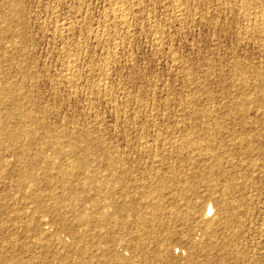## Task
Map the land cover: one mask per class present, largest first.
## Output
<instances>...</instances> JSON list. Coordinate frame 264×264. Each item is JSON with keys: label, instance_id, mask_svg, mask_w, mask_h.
<instances>
[{"label": "rangeland", "instance_id": "rangeland-1", "mask_svg": "<svg viewBox=\"0 0 264 264\" xmlns=\"http://www.w3.org/2000/svg\"><path fill=\"white\" fill-rule=\"evenodd\" d=\"M263 7L264 0H0V264H89L91 260V264H106L105 261L112 264L113 260V263L119 264L114 256L108 255L105 249L103 251L104 243L93 252L92 248L88 249L91 245L76 243L79 240L73 237V231H81L80 236H86V233L98 236L104 231L87 226L86 219L80 223L73 220L75 213H86L93 222L100 219L91 201L83 203L65 197L68 187L77 185L73 183L82 181L81 190L87 191L97 173L102 182L111 174L112 168L120 167L132 172L137 169L135 172L139 178L149 180L153 194L147 196L145 203L142 201L140 209L145 213L150 211V219L154 220L159 215L158 209L163 208L164 214L161 215L166 217L172 228H193L188 236L183 234L186 230L181 229L183 237L193 241H189L190 244L185 239L174 242L172 257L160 258L153 253L145 256L140 248H137L139 252L135 248V253L134 248L130 251L127 247H119L124 255L121 258H129V261L125 260L127 263H122L155 264L158 261L156 264H174L178 260L175 264H187L192 260L193 264H264ZM112 14H115L114 17ZM262 79V82L258 81ZM6 81H11L12 89L17 87L18 90H12ZM241 114L244 115L238 116ZM242 117H246L243 118L246 121ZM11 132L18 134L16 141L7 136L6 133ZM41 155L45 156L44 159ZM81 157H85L84 160L82 158L84 166L78 167ZM31 159L36 161V166L31 167ZM40 160L41 163L47 160L44 161L45 166L39 164ZM60 164H66L65 169L76 168V175L66 179L69 185L66 181L64 185L58 181ZM33 172L37 175L35 180L31 176ZM46 175L49 179L44 181ZM86 178L89 179L87 182ZM28 179L30 182H27ZM159 179L167 180L170 189L156 190ZM169 180H172L171 183ZM210 182L214 186L210 187ZM91 186L88 187L89 193H84L87 197H98L100 193L94 194V184ZM182 187H187V199H183L179 194L181 191L177 190ZM191 192L199 197L192 196ZM57 193L65 196L64 199H56L59 198ZM190 197L198 210L197 222L187 217ZM40 202L43 207L38 204ZM209 207H212L210 212ZM59 215L65 217L64 225L60 223L62 226L57 222ZM177 216L180 218L176 219ZM32 218H37L40 223L36 229L28 226ZM132 219L128 217V228L124 233L129 230L130 234L134 233L131 237L140 238V241L149 240L148 234L136 230ZM190 224H196V229ZM210 229L212 232H209ZM42 230H51L54 238L41 235ZM47 233L50 234L49 231ZM195 238L198 239L196 243ZM81 245L87 250L84 251ZM191 245L194 250L198 249L193 252L194 255ZM143 246L148 247H144L146 251L153 250L150 244ZM100 251L104 253L102 260ZM96 252L97 256L100 253V259L91 256L90 253ZM152 256L157 259L153 260ZM89 257L91 259L87 263Z\"/></svg>", "mask_w": 264, "mask_h": 264}, {"label": "bare ground", "instance_id": "bare-ground-1", "mask_svg": "<svg viewBox=\"0 0 264 264\" xmlns=\"http://www.w3.org/2000/svg\"><path fill=\"white\" fill-rule=\"evenodd\" d=\"M125 1V0H124ZM242 1V0H241ZM247 1H249V0H247ZM261 1V0H260ZM128 2V1H127ZM226 2V1H225ZM224 2V3H225ZM237 2V1H236ZM231 2H229V4H230ZM243 3V2H242ZM241 3V4H242ZM249 3V2H248ZM256 3V2H255ZM263 3V2H262ZM116 4V3H115ZM123 4V3H122ZM181 4V3H180ZM227 4V3H226ZM228 4V5H229ZM240 4V5H241ZM120 5H121V3H120ZM127 5V4H126ZM125 5V6H126ZM258 5H260V3L258 4ZM122 6V5H121ZM178 6V5H177ZM233 6V5H232ZM244 6V5H243ZM263 6V5H262ZM123 7V6H122ZM260 7V6H259ZM258 8V7H257ZM264 8V7H263ZM114 9V8H113ZM115 9H116V7H115ZM127 9H129L128 7H127ZM247 9V8H246ZM118 10V9H117ZM120 10V9H119ZM179 10H182V9H179ZM252 10H253V8H252ZM6 11V10H5ZM110 11V10H109ZM129 11V10H128ZM185 11V10H184ZM259 11H261V10H259ZM116 12V11H115ZM122 12V11H121ZM249 12H252V11H250L249 10ZM262 12V11H261ZM264 12V11H263ZM111 13H112V11H111ZM123 13H124V11H123ZM129 13V12H128ZM183 13V12H182ZM185 13V12H184ZM248 13V12H247ZM255 13V12H254ZM256 13H258V11L256 12ZM125 14V13H124ZM5 15L6 14H4V17H5ZM8 15H10V14H8ZM7 15V16H8ZM111 15V14H110ZM113 15H115V14H112V16ZM126 15V14H125ZM247 15H249V14H247ZM254 15V14H253ZM257 15V14H256ZM260 15V14H259ZM261 15H262V13H261ZM109 16V15H108ZM117 16V15H116ZM120 16V15H119ZM123 14L121 15V17L123 18ZM127 16V15H126ZM178 16V15H177ZM11 17V16H10ZM106 17V16H105ZM114 17V16H113ZM129 17V16H128ZM264 17V16H263ZM120 18V17H119ZM126 18V17H125ZM180 18V17H179ZM182 18V17H181ZM106 19V18H105ZM104 19V20H105ZM114 19V18H113ZM112 19V20H113ZM116 19V18H115ZM128 19V18H127ZM253 19V18H252ZM256 19V18H255ZM254 19V20H255ZM0 20H1V18H0ZM107 20V19H106ZM121 20V19H120ZM129 20V19H128ZM117 21H118V19H117ZM250 21V20H249ZM252 21V20H251ZM257 21V20H256ZM262 21V20H261ZM0 22H2V20L0 21ZM3 22H5V21H3ZM102 22V21H101ZM125 22V21H124ZM123 22V23H124ZM108 23V22H107ZM118 23H120V22H118ZM123 23H122V25H123ZM263 23V22H262ZM102 24V23H101ZM121 24V23H120ZM125 24V23H124ZM129 24V23H128ZM251 24V23H250ZM8 25H9V23H8ZM104 25V24H103ZM119 25V24H118ZM117 25V26H118ZM107 26H108V24H107ZM125 26H126V24H125ZM124 26V27H125ZM9 27H11V25L9 26ZM8 27V28H9ZM63 27V26H62ZM115 27V26H114ZM256 27V26H255ZM117 28V27H116ZM249 28H250V26H249ZM101 29V28H100ZM108 29H110V28H108ZM112 29V28H111ZM114 29V28H113ZM103 30V29H102ZM106 30V29H105ZM7 31V30H6ZM63 31V30H62ZM95 31V30H94ZM130 31V30H129ZM98 32V31H97ZM109 32V31H108ZM107 32V33H108ZM92 33V32H91ZM112 33V32H111ZM129 33V32H128ZM93 34V33H92ZM94 34H96L95 32H94ZM67 35V34H66ZM103 35H104V33H103ZM62 36V35H61ZM94 36V35H93ZM107 36V35H106ZM109 37V36H108ZM107 37V38H108ZM114 37V36H113ZM116 37V36H115ZM98 38H100V37H98ZM122 38V37H121ZM104 40H105V38H104ZM110 40V39H109ZM99 42V41H98ZM110 42V41H109ZM120 44V43H119ZM118 45V44H117ZM116 45V46H117ZM125 45V44H124ZM77 46V45H76ZM73 51V50H72ZM17 53V52H16ZM15 53V54H16ZM12 54V53H11ZM18 57H19V55H17ZM68 58V57H67ZM20 63V62H19ZM73 67V66H72ZM235 71V70H234ZM21 72V71H20ZM71 72V71H70ZM257 72V71H256ZM263 72V71H262ZM239 73V72H238ZM101 74V73H100ZM106 74V73H105ZM260 74H262V73H260ZM74 75V74H73ZM241 75H243V74H241ZM69 76V75H68ZM258 76V75H257ZM257 76H255L256 78H259V77H257ZM260 76V75H259ZM31 77V76H30ZM26 78V77H25ZM240 78V77H239ZM247 79V78H246ZM7 80V79H6ZM9 80V79H8ZM259 82H262L263 81V79L262 80H258ZM7 83H8V81H6ZM11 82V81H10ZM9 82V83H10ZM16 82V81H15ZM6 83V84H7ZM9 83H8V85H9ZM20 83V82H19ZM253 84V83H252ZM5 85V84H4ZM4 85H3V87H4ZM10 85H11V83H10ZM9 85V86H10ZM8 86V87H9ZM252 86V85H251ZM12 85H11V89H12ZM15 88V87H14ZM13 88V89H14ZM19 88V87H18ZM12 89V90H13ZM15 89H17V87L15 88ZM260 89H261V87H260ZM260 89H259V91H260ZM18 90V89H17ZM244 91V90H243ZM258 91V90H257ZM258 91V92H259ZM262 91V90H261ZM29 92V91H28ZM7 93V92H6ZM13 93V92H12ZM15 93H16V91H15ZM18 93H20V92H18ZM17 93V94H18ZM29 93H31V92H29ZM260 93H263V92H260ZM33 94V93H32ZM22 95V94H21ZM250 95V94H249ZM257 96H259L258 94H257ZM15 97V96H14ZM16 97H18V96H16ZM260 97V96H259ZM259 97H257V98H259ZM19 98V97H18ZM22 98H24V94H23V97ZM26 99V98H25ZM18 100V99H17ZM236 100V99H235ZM25 101V100H24ZM248 101V100H247ZM28 102V101H27ZM26 101H25V103H27ZM35 102V101H34ZM1 103V102H0ZM18 102H16V104H17ZM24 103V102H23ZM23 103L21 104H19V105H22V107H24L23 106ZM24 103V104H25ZM30 103V102H29ZM18 105V104H17ZM244 105V104H243ZM14 106V105H13ZM16 106V105H15ZM31 106V105H30ZM35 106V105H34ZM28 107V106H27ZM191 107V106H190ZM17 108H19L18 106H17ZM35 108V107H34ZM42 108V107H41ZM230 108V107H229ZM20 109V108H19ZM25 109H26V105H25ZM36 109V108H35ZM46 109V108H45ZM44 109V110H45ZM17 110V109H16ZM22 110H24V109H22ZM32 110V109H31ZM47 110V109H46ZM24 111H26V110H24ZM49 111V110H48ZM232 110L230 109V111L229 112H231ZM245 111V113H247V110H244ZM23 112V111H22ZM240 113H241V111H239ZM23 113H25V112H23ZM30 113V112H29ZM28 112L26 113V114H29ZM47 113V112H46ZM46 113H44V114H46ZM226 113V112H225ZM5 114V113H4ZM234 114V113H233ZM238 114V113H237ZM19 115H21L22 116V114H20L19 113ZM48 115H50V114H48ZM229 115H230V113H229ZM228 115V116H229ZM235 115V114H234ZM242 115H244V114H241V115H238V116H242ZM4 116H6V114L4 115ZM25 116V115H24ZM210 116V115H209ZM237 116V115H236ZM245 116H246V114H245ZM9 117V116H8ZM12 117V116H11ZM33 117H36V116H33ZM199 117V116H198ZM214 117V116H213ZM225 117V116H224ZM10 118V117H9ZM18 118H21V117H17V119ZM25 118L27 119V117L25 116ZM196 117H194V119H195ZM235 118H237V117H235ZM243 118H246V117H242V119ZM15 119V118H14ZM24 119V118H23ZM22 119V120H23ZM29 119H31L30 118V116H29ZM36 119V118H35ZM239 119V118H238ZM7 120V119H6ZM9 120V119H8ZM20 120V119H19ZM38 120V119H37ZM36 120V121H37ZM46 120V119H45ZM241 120V119H240ZM240 120H238V122L240 121ZM244 120V119H243ZM3 121H5V120H3ZM25 121V120H24ZM34 121V120H33ZM214 121V120H213ZM244 121H246V119L244 120ZM243 121V122H244ZM21 122V121H20ZM25 122H28V121H25ZM1 123H2V121H1ZM6 123V122H5ZM31 123V122H30ZM209 123V122H208ZM207 123V124H208ZM246 123V122H245ZM3 124V123H2ZM32 124H33V122H32ZM211 124H212V122H211ZM217 124V123H216ZM219 124V123H218ZM217 124V125H218ZM223 124H224V122H223ZM244 124V123H243ZM243 124H241V125H243ZM248 124V123H247ZM13 125H16V124H13ZM18 125V124H17ZM21 125V124H20ZM26 125V124H25ZM216 125V126H217ZM240 125V126H241ZM209 126H211L210 124H209ZM208 126V127H209ZM239 126V127H240ZM244 126V125H243ZM8 127V126H7ZM223 127V126H222ZM245 127V126H244ZM34 128V127H33ZM1 129H3V128H1ZM6 129V128H5ZM4 129V130H5ZM29 129H31V127L29 128ZM66 129V128H65ZM207 129V128H206ZM220 129V128H219ZM241 129H242V127H241ZM14 130V129H13ZM19 130V129H18ZM32 130V129H31ZM36 130V129H35ZM42 130V129H41ZM218 130V129H217ZM22 131V130H21ZM37 131V130H36ZM207 131H208V129H207ZM220 131H222V130H220ZM3 132V131H2ZM5 132V131H4ZM13 132V131H12ZM6 133L7 134V136L10 138V139H17L18 138V134H16V133ZM15 132V131H14ZM23 132V131H22ZM38 132V131H37ZM53 132V131H52ZM84 132V131H83ZM34 133V132H33ZM32 133V134H33ZM220 133V132H219ZM5 134V133H4ZM24 134V133H23ZM27 134H28V131H27ZM45 134V133H44ZM61 134V133H60ZM60 134H58V135H60ZM38 135V134H37ZM36 135V136H37ZM54 135V134H53ZM58 135H56L57 137H58ZM71 135V134H70ZM5 136V135H4ZM3 136V137H4ZM27 136V135H26ZM35 136V137H36ZM43 136V135H42ZM49 136H50V134H49ZM72 136V135H71ZM77 136V135H76ZM94 136V135H93ZM31 137V136H30ZM29 137V138H30ZM56 137V138H57ZM62 137V136H61ZM70 137V136H69ZM68 137V138H69ZM33 138V137H32ZM46 138V137H45ZM49 138V137H48ZM60 138V137H59ZM80 138V137H79ZM83 138V137H82ZM99 138V137H98ZM51 139V138H50ZM48 140L49 142L51 141V140ZM53 139V138H52ZM61 139H63V138H61ZM61 139H60V141H61ZM70 139V138H69ZM74 139V138H73ZM75 139H77V138H75ZM21 140V139H20ZM26 140V139H25ZM24 140V141H25ZM47 140V139H46ZM71 140V139H70ZM77 140H80V139H77ZM93 140V139H92ZM91 140V141H92ZM16 141V140H15ZM14 141V142H15ZM28 141V140H27ZM30 141H32V140H30ZM29 141V143H31ZM59 141V140H58ZM67 141V140H66ZM74 142L76 141V140H73ZM84 141V140H83ZM96 141H98L97 139H96ZM200 141V140H199ZM243 141V140H242ZM11 142H12V140H11ZM33 142V141H32ZM52 142V141H51ZM54 142H55V139H54ZM63 142V141H62ZM81 142H82V140H81ZM89 142V141H88ZM22 143V142H21ZM56 143V142H55ZM65 143V142H64ZM68 143H69V141H68ZM71 144H72V142H70ZM79 143V142H78ZM187 143V142H186ZM28 144V143H27ZM32 144V143H31ZM48 145H50V143H47ZM62 144V143H61ZM67 144V143H66ZM76 144H77V142H76ZM199 144V143H198ZM20 145V144H19ZM24 145V144H23ZM68 145V144H67ZM82 145V144H81ZM101 145V144H100ZM106 145V144H105ZM21 146V145H20ZM55 146V145H54ZM57 146V145H56ZM65 146V145H64ZM72 146V145H71ZM75 146V145H74ZM87 146V145H86ZM97 146V145H96ZM146 146V145H145ZM186 146V145H185ZM213 146V145H212ZM19 147V146H18ZM30 147V146H29ZM43 147H45V146H43ZM52 147V146H51ZM61 147V146H60ZM81 147V146H80ZM110 147V146H109ZM26 148H27V146H26ZM25 148V149H26ZM31 148V147H30ZM46 148V147H45ZM62 148V147H61ZM64 148V147H63ZM72 148V147H71ZM86 148V147H85ZM88 148V147H87ZM184 148V147H183ZM189 148V147H188ZM196 148V147H195ZM21 149V148H20ZM23 149V148H22ZM55 149V148H54ZM56 149H57V147H56ZM182 149V148H181ZM209 149V148H208ZM217 149H218V147H217ZM32 150V149H31ZM65 150L66 151H68V150H70V149H67V148H65ZM79 150H80V148H79ZM85 150V149H84ZM86 150H88V149H86ZM99 150V149H98ZM199 150V149H198ZM20 151V150H19ZM33 151V150H32ZM62 151H64L63 149H62ZM61 151V152H62ZM188 151V150H187ZM196 151V150H195ZM21 152V151H20ZM26 152H28V151H26ZM30 152V151H29ZM35 152V151H34ZM65 152V151H64ZM71 152V151H70ZM73 152V151H72ZM80 152V151H79ZM108 152H109V150H108ZM107 152V153H108ZM113 152V151H112ZM178 152H180V151H178ZM182 152V151H181ZM194 152V151H193ZM198 152V151H197ZM30 153H32L33 154V152H30ZM63 153V152H62ZM75 153V152H74ZM86 153V152H85ZM88 153V152H87ZM104 153V152H103ZM206 153V152H205ZM24 154V153H23ZM71 154V153H70ZM81 155H83V153H80ZM181 154H183V153H181ZM195 154V153H194ZM16 155V154H15ZM18 155V154H17ZM30 155V154H29ZM38 155V154H37ZM43 155V154H42ZM41 155V156H42ZM88 155V154H87ZM87 155H86V160H87ZM190 155V154H189ZM192 155V154H191ZM216 155V154H215ZM24 156H25V154H24ZM85 156V155H84ZM110 156H112V155H110ZM203 156V155H202ZM26 157V156H25ZM33 157H35V156H33ZM37 157V156H36ZM43 157V159H44V157L45 156H42ZM78 157V156H77ZM194 157H195V155H194ZM20 159H21V157H19ZM24 158V157H23ZM29 158H31V156L29 157ZM82 158H83V160L85 159V157H81V159H79V160H82ZM107 158V157H106ZM219 158V157H218ZM42 158H41V160H43ZM48 159V158H47ZM76 159V158H75ZM110 159V158H109ZM202 159V158H201ZM207 159V158H206ZM210 160H211V158H209ZM209 159H207V160H209ZM32 160V159H31ZM36 160V159H35ZM41 160L39 161L40 163L39 164H44V166H45V162L47 161V160H44V161H42V163H41ZM48 160H50V159H48ZM52 160V159H51ZM83 160L82 161H77V162H79L80 164L78 165L77 164V166L79 167H81V165L84 163L83 162ZM90 160V159H89ZM111 160V159H110ZM123 160V159H122ZM125 160V159H124ZM160 160H161V162H162V159L160 158ZM187 160H189V159H187ZM217 159H215V160H213V161H216ZM52 161H54V160H52ZM98 161H99V159H98ZM151 161H153V160H151ZM156 162L158 161V160H155ZM155 161H153V162H155ZM192 161V160H191ZM200 161V160H199ZM202 161V160H201ZM6 162V161H5ZM32 162V164H30L31 165V167L33 166H36V161L34 162V160H32L31 161ZM51 162V161H50ZM55 162V161H54ZM82 162V163H81ZM89 162H91V160L89 161ZM107 162H109V161H107ZM197 162V161H196ZM205 162H206V160H205ZM211 163H213L212 161H210ZM209 162V163H210ZM18 163V162H17ZM22 163V162H21ZM48 163V162H47ZM46 163V164H47ZM60 163H62V162H60ZM207 163V162H206ZM205 163V164H206ZM217 163V162H216ZM227 163V162H226ZM23 164V163H22ZM29 164V163H28ZM49 164H51V163H49ZM54 164V163H53ZM89 164H91V163H89ZM109 164H111V163H109ZM123 164V163H122ZM138 164V163H137ZM153 164V163H152ZM159 164V163H158ZM192 164V163H191ZM214 164V163H213ZM217 164H220L219 162L217 163ZM228 164V163H227ZM37 165H38V163H37ZM66 165V164H65ZM65 165H63V164H60L59 166H58V169H59V177H60V180L58 179V181L59 182H61L63 185H64V183L66 184V182L67 181H69V180H66L67 178H69V176L71 177V176H75L76 174H74V170L76 169H65ZM85 165H86V162H85ZM88 165V164H87ZM119 165V164H118ZM160 165H162V164H160ZM195 165V164H194ZM197 165V164H196ZM207 165H210V164H207ZM212 165V164H211ZM50 166V165H49ZM82 166H84V165H82ZM89 166V165H88ZM108 166V165H107ZM112 166V165H111ZM110 166V167H111ZM123 166V165H122ZM135 167H137V165H134ZM134 166H132V167H134ZM139 166V165H138ZM152 166V165H151ZM150 166V167H151ZM158 166V165H157ZM168 166V165H167ZM215 165H213V167H214ZM219 166V165H218ZM217 166V167H218ZM30 167V168H31ZM48 167V166H47ZM76 167V166H75ZM90 167V166H89ZM135 167L133 168V170L135 169ZM156 167V166H155ZM163 167H165V166H163ZM162 167V168H163ZM205 167V166H204ZM212 167V166H211ZM225 167H226V165H225ZM229 167V166H228ZM38 168V167H37ZM43 168V167H42ZM46 168V167H45ZM49 168V167H48ZM70 168V167H69ZM83 168H85V167H83ZM109 168V167H108ZM146 168V167H145ZM148 168V167H147ZM154 167H152L151 169H153ZM160 168V167H159ZM167 168H169V167H167ZM199 168V167H198ZM31 169H33V168H31ZM38 169H40V168H38ZM44 169V168H43ZM43 169H42V171H43ZM47 169V168H46ZM46 169H45V172H49V170H47L46 171ZM86 169V168H85ZM107 169V168H106ZM130 169V168H129ZM157 169V168H156ZM155 169V170H156ZM212 169V168H211ZM218 169H221V168H218ZM71 170V171H70ZM95 170V169H94ZM96 170H98V169H96ZM137 170V169H136ZM135 170V171H136ZM148 170V169H147ZM146 170V171H147ZM149 170H150V168H149ZM154 170V169H153ZM162 170V169H161ZM167 170H169V169H167ZM167 170H165V171H167ZM172 170V169H171ZM185 170V169H184ZM195 170V169H194ZM193 170V171H194ZM223 170H226L225 168L223 169ZM228 170V169H227ZM77 171V170H76ZM79 171V173H80V170H78ZM132 172V171H125L124 169H121V167L120 168H116V169H114L113 170V168H112V172H111V174H109V175H107L106 176V178L104 179V181H102L101 182V179H100V181H99V179L97 178V174H96V176H93L92 174H94V172L93 171H91V176H93V179H92V183L94 184V187H93V189H97V192H95V190H91L92 192H94V194L95 193H100V194H98V197H94V195H90V196H93V197H90V196H88L87 197V194H85L86 192H88L89 193V191H88V187H92L91 185H92V183L90 184V182L89 183H87V184H90V185H88V187H87V191H86V189H85V193L83 192V190H81V182L82 181H80V183L78 184V183H73V184H77V185H75V186H71V188H70V186L68 187L69 188V192H67V196L65 197V199H67V197L70 199V201H71V199H73V200H76V201H84L83 203H85V202H87V201H91V203H92V206L94 207V209H96V211L98 212V214L100 215V219L99 220H97V221H92L91 219H90V217H89V215H87L86 213H78V214H73L74 216V218H73V220L74 221H81L82 222V220H88L87 221V226H90V225H92V226H95L96 228H99V229H101V230H103L104 232L103 233H100L98 236H91L90 234L88 235V233H86L87 235L85 236V234H82V236H80V233H81V231H80V233H78V232H76V231H73V237L74 238H76L77 240H79V241H77L76 243H78V242H81V243H84V245L85 246H87V245H91L90 247H88V249H90V248H92L93 250H92V252L94 251V249L96 248H99L100 246H101V243H104V248H102L103 249V251H104V249H105V252H107L108 253V255H112V256H114L115 257V259L117 260V262L119 263V264H125V263H122V262H124L125 260L127 261V259H128V261H129V258H127V259H125V260H123L121 257H122V255H123V253L122 252H120V251H122V250H120L119 251V247H122V248H134V252L136 253V251H135V248H136V250H137V248L139 249H141L140 251L141 252H143L144 254H145V256L146 255H148V253H153V254H155L156 256H158L159 255V257L160 256H164L165 258H166V256H168V257H172V255L174 256V254H173V251H172V247H173V244H174V242H178L179 240H184L185 239V237H183V235H182V232L183 231H185L183 234H187L186 236H188V235H191V233H192V231H193V228H191L190 226H188V228H184L185 230H183L181 227V229L183 230L182 232H180L181 231V229L180 230H177V229H175L174 227L172 228L169 224H168V222L165 220V216L164 217H162V215L161 214H164V212H163V208H159V207H156L157 209H158V216H154L155 218H154V220L151 218L150 219V217H149V214H150V211L149 212H147L146 211V213L143 211L142 212V210L140 209V207L142 206V201L145 203L146 201H147V196H149V194H153L152 193V191H151V189L152 188H150V186L151 185H149L148 183V181H147V179H145L144 177H140L139 178V176H138V174L136 173V172ZM139 171H141L140 169H139ZM152 171V170H151ZM164 171V170H163ZM191 171V170H190ZM198 171H201V170H198ZM218 171V170H217ZM233 171V170H232ZM44 172V171H43ZM84 172H85V170H84ZM153 172V171H152ZM158 173H159V170L157 171ZM171 172V171H170ZM169 172V173H170ZM187 172V171H186ZM189 172V171H188ZM196 172V171H195ZM202 173H200V174H203V171H201ZM208 172H209V170H208ZM218 172H220V171H218ZM222 172V171H221ZM225 172V171H224ZM28 173V172H27ZM135 173V174H134ZM151 173V172H150ZM149 173V174H150ZM154 173V172H153ZM163 173V172H162ZM167 173V172H166ZM165 173V175H167ZM180 173V172H179ZM184 173V172H183ZM209 173H211V171L209 172ZM208 173V175H210ZM231 173V172H230ZM33 174H34V172H33ZM44 174V173H43ZM46 174H48V173H46ZM51 174V173H50ZM55 174V173H54ZM77 174H78V172H77ZM81 174V173H80ZM100 174V173H99ZM108 174V173H107ZM144 174V173H143ZM157 174V173H156ZM177 174H178V172H177ZM195 173H193L192 175H194ZM224 174V173H223ZM226 174V173H225ZM228 174V173H227ZM25 175V174H24ZM29 174H27V176H28ZM49 175V174H48ZM153 175V174H152ZM152 175H148V176H152ZM164 175V174H163ZM165 175H164V179H165ZM184 175H185V173H184ZM191 175V174H190ZM199 175V174H198ZM197 175V176H198ZM207 175V176H208ZM213 175V174H212ZM211 175V176H212ZM232 175V174H231ZM240 175V174H239ZM33 178H34V180H35V177H37V175L35 176V174L34 175H31ZM35 176V177H34ZM44 176H45V174H44ZM52 176V175H51ZM50 176V177H51ZM54 176V175H53ZM58 176V175H57ZM81 176H82V174H81ZM160 176H162V175H160ZM168 176V175H167ZM230 175H228V177H229ZM232 176H234V177H236L235 176V174L234 175H232ZM23 177V176H22ZM25 177V176H24ZM23 177V178H24ZM30 177V176H29ZM46 177H47V175H46ZM78 177V176H77ZM153 178H154V175L152 176ZM159 177V176H158ZM176 177H178V176H176ZM184 177V176H183ZM191 177V176H190ZM195 177V176H194ZM202 177V176H201ZM218 178H219V176H217ZM224 177V176H223ZM239 177V176H238ZM237 177V178H238ZM22 178V179H23ZM45 178V177H44ZM74 178V177H73ZM89 178H91V177H89ZM162 178V177H161ZM182 178V177H181ZM180 178V179H181ZM193 178V177H192ZM197 178V177H196ZM210 178V177H209ZM230 178H231V176H230ZM236 178V179H237ZM241 178V177H240ZM30 179V178H29ZM29 179H28V181L27 182H30L29 181ZM47 179H49V177H47L46 179H44V181L45 180H47ZM166 179H168V178H166ZM175 179H177V178H175ZM187 179V178H186ZM185 179V180H186ZM211 179V178H210ZM214 179V178H213ZM224 179V178H223ZM21 180V179H20ZM24 180H26V179H24ZM31 180H33V179H31ZM37 180V179H36ZM53 180V179H52ZM71 180V179H70ZM85 180V179H84ZM89 180V179H88ZM87 180V178H86V182L88 181ZM103 180V179H102ZM185 180H183V181H185ZM191 180V179H190ZM194 180V179H193ZM232 180V179H231ZM235 180V179H234ZM233 180V181H234ZM22 181V180H21ZM66 181V182H65ZM90 181H91V179H90ZM159 181L160 182H156L157 184H155V185H157V187H156V190H163V191H165L166 189H168L169 187V185H167L168 183H166V182H168L167 180H166V182H164L163 180H160L159 179ZM170 181H172V180H169V182ZM181 180H179V182H180ZM199 181V180H198ZM218 181V180H217ZM237 181V180H236ZM26 182V181H25ZM26 182V183H27ZM37 182V181H36ZM51 182V181H50ZM73 181L71 180L70 181V183H72ZM150 182H151V180H150ZM187 182V181H186ZM205 182H206V180H205ZM204 182V183H205ZM208 182V181H207ZM21 183V182H20ZM155 183V182H154ZM171 183V182H170ZM211 183V182H210ZM232 183V182H231ZM23 184V183H22ZM49 184V183H48ZM67 184H68V182H67ZM84 184V183H83ZM86 184V183H85ZM180 184H183V183H180ZM189 184V183H188ZM191 184H193V183H191ZM196 184V183H195ZM201 184V183H200ZM216 184V183H215ZM69 185V184H68ZM155 185H154V187H155ZM172 185V184H171ZM198 185H199V183H198ZM231 185V184H230ZM234 185V184H233ZM24 186H26V185H24ZM36 186V185H35ZM35 186H34V188H35ZM182 186H184V185H182ZM197 186V185H196ZM200 186V185H199ZM212 186H214V183L212 182L211 183V186L210 187H212ZM226 186H228V185H226ZM236 186V185H235ZM28 187H29V185H28ZM83 187V186H82ZM153 187V188H154ZM174 187H175V184H174ZM177 187H179V186H177ZM192 187V186H191ZM194 187V186H193ZM209 187V188H210ZM67 188V187H66ZM185 188H187V187H185ZM184 187H182V188H180L181 190H179V189H177L178 191H181V192H179V194L181 193L182 194V196H183V199H187V194H186V192H185V189ZM197 188V187H196ZM196 188H195V190H196ZM226 188V187H225ZM229 187H227L226 189H228ZM33 189V188H32ZM83 189V188H82ZM90 189V188H89ZM170 189V188H169ZM183 189V190H182ZM229 189H231V188H229ZM156 190H154V192H158V191H156ZM172 190V189H171ZM175 190H176V188H175ZM212 190H214V189H212ZM232 190V189H231ZM238 190V189H237ZM26 191V190H25ZM28 191H30V190H28ZM33 191V190H32ZM56 191V190H55ZM66 191V190H65ZM170 191V190H169ZM187 191V190H186ZM197 191V190H196ZM222 191V190H221ZM27 192V191H26ZM172 192V191H171ZM170 192V193H171ZM176 192V191H175ZM195 192V191H194ZM198 192V191H197ZM223 192V191H222ZM235 192V191H234ZM237 192V191H236ZM30 193H31V191H30ZM49 193H51V192H49ZM62 193H64L63 191H62ZM168 193V192H167ZM166 193V194H167ZM170 193H169V195H170ZM204 193V192H203ZM209 193V192H208ZM229 193V192H228ZM35 194V193H34ZM34 194H32V195H34ZM37 194H38V192H37ZM37 194H35L36 196H37ZM52 194V193H51ZM54 194V193H53ZM56 194V193H55ZM58 194V193H57ZM165 194V195H166ZM191 194H192V192H191ZM225 194V193H224ZM34 195V196H35ZM60 195V196H59ZM64 195V194H63ZM160 195V194H159ZM174 195H177V194H175L174 193ZM173 195V196H174ZM202 195V194H201ZM229 195H230V193H229ZM233 195H234V193H233ZM237 195V194H236ZM30 196H31V194H30ZM52 196H54V195H52ZM51 196V197H52ZM57 196V195H56ZM56 196H55V198H56ZM173 196H172V199H175V198H173ZM192 196H195V197H199V196H196V193L194 194H192ZM211 196V195H210ZM215 196V195H214ZM222 196V195H221ZM226 196H228L227 195V193H226ZM57 197H59V198H56V199H61L62 200V198L64 199V197L63 196H61V194H58V196ZM100 197H102V199L100 198ZM159 197H161V196H159ZM189 197V196H188ZM216 197V196H215ZM224 197H225V195H224ZM34 198H36V197H34ZM166 198V197H165ZM233 198H234V196H233ZM236 198V197H235ZM240 198V197H239ZM37 199V198H36ZM41 199V198H40ZM161 199V198H160ZM163 199V198H162ZM197 199V198H196ZM237 199V198H236ZM1 200V199H0ZM29 200H31V199H29ZM34 200V199H33ZM72 200V201H73ZM151 200H152V198H151ZM166 200V199H165ZM168 200H169V198H168ZM176 200V199H175ZM231 200V199H230ZM229 200V201H230ZM36 201H38V200H36ZM40 201V200H39ZM58 201V200H57ZM159 200H157V202H158ZM186 201V200H185ZM199 201V200H198ZM34 202V201H33ZM74 202V201H73ZM156 202V203H157ZM160 202V201H159ZM161 202H162V200H161ZM167 202V201H166ZM182 202V201H181ZM188 204H189V210H188V215H187V217L188 218H193L192 220L194 221V222H197V220L198 219H196V216L198 215V210L196 209V207H195V203L193 204V199L190 197L189 199H188ZM224 202V201H223ZM231 202H233V201H231ZM238 202V201H237ZM75 203V202H74ZM172 203V202H171ZM224 203H226V202H224ZM229 203V202H228ZM240 203V202H239ZM238 203V204H239ZM38 204H40V207H43L42 205H41V202L40 203H38ZM78 204H79V202H78ZM149 204V203H148ZM162 204V203H161ZM164 204V203H163ZM162 204V205H163ZM167 204V203H166ZM176 204V203H175ZM186 204V203H185ZM234 204V203H233ZM81 205H83V204H81ZM147 205V204H146ZM168 205V204H167ZM222 205V204H221ZM34 206H35V204H34ZM54 206V205H53ZM52 206V207H53ZM55 206H57V205H55ZM54 206V207H55ZM144 206V205H143ZM158 206V205H157ZM229 206V205H228ZM234 206V205H233ZM237 206V205H236ZM39 207V206H38ZM58 207V206H57ZM145 207H147V206H145ZM230 207V206H229ZM45 208V207H44ZM155 208V210H157ZM177 208V207H176ZM227 208V207H226ZM231 208H233V207H231ZM35 209V208H34ZM49 209H50V207H49ZM49 209H48V211H49ZM53 209V208H52ZM55 209V208H54ZM58 209H59V207H58ZM149 209V208H148ZM153 209V205H152V207H150V210H152ZM33 210V209H32ZM39 211H40V209H38ZM42 210H45V209H42ZM56 210V209H55ZM166 210H167V208H166ZM165 210V211H166ZM178 210V209H177ZM35 211V210H34ZM54 211V210H53ZM71 211V210H70ZM182 212H183V210H181ZM210 211H212V207H209V212ZM226 211V210H225ZM228 211V210H227ZM44 212V211H43ZM68 212H69V210H68ZM224 212V211H223ZM29 213V212H28ZM156 213V214H157ZM169 213V212H168ZM171 213V212H170ZM205 213V212H204ZM222 213V212H221ZM235 213V212H234ZM237 213V212H236ZM33 214V213H32ZM50 214V213H49ZM53 214H54V212H53ZM59 214V213H58ZM155 214V215H156ZM208 214V213H207ZM232 214V213H231ZM230 214V215H231ZM30 215V214H29ZM39 215V214H38ZM56 215V214H55ZM150 215H152V214H150ZM175 215V214H174ZM177 215V214H176ZM209 215H211V214H209ZM220 215V214H219ZM32 216V215H31ZM62 216V215H61ZM60 215L57 217V222L60 224L61 222H62V224L64 225V220H63V218H65V217H61ZM65 216V215H64ZM183 216H186V215H184L183 214ZM226 216V215H225ZM224 216V217H225ZM235 216V215H234ZM236 216H237V214H236ZM55 217V216H54ZM128 217L130 218H133L132 220H133V222H134V224L135 225H133V226H135V227H137V229L136 230H138V231H141V232H143V233H146V235L148 234L149 236H148V238H149V240H143V241H140V238H133V236L131 237L130 235H132V234H134V233H132V234H130L129 232V230H128V232H126V233H129V234H127L126 235V233H124V231H125V228L128 226V222H127V219H128ZM170 217V216H169ZM39 218V217H38ZM56 218V217H55ZM178 218H180L179 216H177L176 217V219H178ZM186 218V217H185ZM37 218H32V220L31 221H29V224H28V226L31 228V229H36L37 227H39L40 226V223H39V221L38 220H36ZM201 219V218H200ZM199 219V220H200ZM204 219V218H203ZM202 219V220H203ZM213 219H214V217H213ZM216 219H218V218H216ZM224 219V218H223ZM185 220V219H184ZM201 220V221H202ZM129 221V220H128ZM192 221V222H193ZM204 221V220H203ZM202 221V222H203ZM218 221V220H217ZM221 221V220H220ZM222 221H224L225 222V220H222ZM221 221V222H222ZM41 222H42V220H41ZM132 222V221H131ZM182 222V221H181ZM188 222H189V220H188ZM206 222V221H205ZM216 222V221H215ZM223 222V223H224ZM230 222V221H229ZM228 222V223H229ZM80 223V222H79ZM79 223L77 224V225H79ZM183 223V222H182ZM218 223V222H217ZM220 223V222H219ZM230 223H232V222H230ZM237 223V222H236ZM235 223V224H236ZM72 224H73V222H72ZM131 224H133V223H131ZM186 224V223H185ZM200 224V223H199ZM203 224H204V222H203ZM225 224V223H224ZM224 224H223V226H224ZM42 225V224H41ZM61 225V224H60ZM66 225V224H65ZM70 225V223L68 224V226ZM173 225H174V223H173ZM191 226L193 225H196V224H190ZM214 225V224H213ZM239 225V224H238ZM62 226V225H61ZM72 226V225H71ZM91 226V227H92ZM131 226V225H130ZM129 226V227H130ZM132 226V227H133ZM185 226V225H184ZM201 226V225H200ZM208 226V225H207ZM220 226V225H219ZM222 226V227H223ZM237 226V225H236ZM235 226V227H236ZM64 227V226H63ZM66 227V226H65ZM195 227V226H194ZM209 227V226H208ZM216 228H217V226H215ZM221 227V226H220ZM219 227V228H220ZM229 227V226H228ZM232 227V226H231ZM234 227V226H233ZM66 228H69V227H66ZM76 228H78V227H76ZM75 228V229H76ZM96 228H94V229H96ZM113 228H118L119 229V231H118V229H117V231L114 229L113 230ZM128 228V227H127ZM126 228V229H127ZM197 228H199V226H197ZM46 229V228H45ZM48 229V228H47ZM71 229H73L72 227H71ZM91 229V228H90ZM123 229V230H122ZM133 229V228H132ZM194 229H196V227L194 228ZM200 229V228H199ZM206 229V228H205ZM221 229V228H220ZM38 230V229H37ZM70 230V229H69ZM93 230V229H92ZM131 230V229H130ZM211 230V229H210ZM218 230V229H217ZM230 230H231V228H230ZM47 231H49V233L51 234V230H47ZM47 231L46 230H42L41 231V235H44V236H46V238L48 237L49 239L51 238H54V236H55V234H51V236H50V234H48L47 233ZM132 231V230H131ZM134 231H135V228H134ZM133 231V232H134ZM195 231H198V230H195ZM194 231V232H195ZM219 231V230H218ZM235 231V230H234ZM233 231V232H234ZM72 232V231H71ZM209 232H212V230L211 231H209ZM225 232V231H224ZM224 232H222V233H224ZM196 233V232H195ZM216 233V232H215ZM214 233V234H215ZM219 233H220V231H219ZM39 234V235H40ZM48 236H47V235ZM137 234V233H136ZM198 234V233H197ZM200 234V233H199ZM237 234V233H236ZM128 235L131 237H128ZM137 235H139V234H137ZM136 235V236H137ZM144 235V234H143ZM209 235V234H208ZM208 235L207 236H205L206 238L208 237ZM228 235V234H227ZM209 236H211V235H209ZM216 236H218V235H216ZM240 236V235H239ZM140 237V236H139ZM192 237V236H191ZM195 237V236H194ZM204 237V238H205ZM227 237V236H226ZM129 238V239H128ZM142 238V237H141ZM144 238V237H143ZM203 238V239H204ZM222 238H223V236H222ZM225 238V237H224ZM223 238V239H224ZM237 238V237H236ZM43 239V238H42ZM144 239H146V238H144ZM188 239V238H187ZM187 239H185V241H187V243L188 244H190L189 243V241H193V239H191V238H189V239H191V240H187ZM200 239V238H199ZM209 239V238H208ZM233 239V238H232ZM74 240V239H73ZM196 240H198V239H196L195 238V243H196ZM226 240V239H225ZM234 240V239H233ZM232 240V241H233ZM185 241H184V243H185ZM200 241V240H199ZM197 242V243H200V242ZM215 241V240H214ZM180 242V241H179ZM193 242V243H194ZM210 242H211V240H210ZM210 242H208V244L210 243ZM228 242H230V241H228ZM48 243V242H47ZM144 245H146V243L147 244H150L151 246H150V248L151 249H153L152 251H149V250H147L146 251V248L144 249V247H147V246H143V244ZM182 243V242H181ZM194 243V244H195ZM202 244L204 243V242H201ZM224 243V242H223ZM225 243H226V241H225ZM211 244V243H210ZM45 245H47V244H44V246ZM84 245H81L82 247H84ZM183 246H185L186 247V245H184V244H182ZM198 245V244H197ZM230 245V244H229ZM48 246V245H47ZM63 246H65V245H63ZM77 246V245H76ZM80 246V247H81ZM192 246V245H191ZM200 246V245H199ZM198 246V247H199ZM210 246H212V245H209V247ZM236 246V245H235ZM49 247V246H48ZM189 247H190V245H189ZM196 247V246H195ZM202 247H203V245H202ZM202 247H199V248H201L202 249ZM206 247H207V245H206ZM205 247V248H206ZM217 247V246H216ZM224 247V246H223ZM148 248V247H147ZM197 248V247H196ZM195 248V249H196ZM218 248V247H217ZM72 249H76V248H72ZM87 250V247H84V251H86ZM128 249V250H129ZM170 249H171V253H170ZM188 249V248H187ZM192 249V250H191ZM191 249H188L189 251L191 250L192 251V253L194 252V251H196V250H198V249H196V250H194V248H193V246H192V248ZM200 249V250H201ZM209 249V248H208ZM211 250H212V248H210ZM215 249V248H214ZM67 250V249H66ZM69 250V249H68ZM81 251H83V248H81L80 249ZM101 250V249H100ZM218 250V249H217ZM76 251V250H75ZM81 251H78V252H81ZM98 251V250H97ZM130 251H131V249H130ZM138 251V250H137ZM189 251H187V252H189ZM67 253L69 252V251H66ZM74 251H72V253H73ZM77 252V251H76ZM91 252V251H90ZM139 252V251H138ZM202 251H200L199 253H201ZM209 252V251H208ZM229 252V251H228ZM72 253H71V255H72ZM75 253V252H74ZM82 253V252H81ZM100 253H101V255H102V258H101V260L104 258V256H103V254L104 253H102V251H100ZM100 253L98 254V256H97V252H96V254L95 253H90L91 254V256H96L97 258H99L100 259ZM107 253H105L106 255H107ZM122 253V254H121ZM69 254V253H68ZM77 254V253H76ZM172 254V255H171ZM208 254H210V253H208ZM66 255V254H65ZM70 255V256H71ZM78 255V254H77ZM105 255V256H106ZM107 255V256H108ZM193 255H194V253H193ZM198 255V254H197ZM73 256V255H72ZM90 256V255H89ZM129 256H132V254L131 255H129ZM128 256V257H129ZM134 256V255H133ZM144 256V257H145ZM155 256V257H156ZM195 256H196V253H195ZM207 256V255H206ZM209 256V255H208ZM214 256V255H213ZM237 256V255H236ZM61 257H63V255L61 256ZM67 257V256H66ZM78 257V256H77ZM144 257H143V260H144ZM153 257V256H152ZM151 257V258H152ZM167 257V258H168ZM191 257V256H190ZM190 257H185V258H187V259H190ZM193 257V256H192ZM191 257V258H192ZM212 257V256H211ZM95 258V257H94ZM107 258V257H106ZM123 258H124V255H123ZM125 258H126V256H125ZM134 258V257H133ZM138 258V257H137ZM140 258V257H139ZM145 258H149V257H145ZM151 258H150V260H151ZM160 258H162V257H160ZM159 258V259H160ZM89 259H91L90 257L88 258V261H87V263L89 262ZM135 259V258H134ZM154 259H157V258H154L153 257V260ZM194 259V258H193ZM70 260V259H69ZM106 259H104V261H105ZM115 260V261H116ZM138 260V259H137ZM140 260H141V262H142V258H140ZM139 260V261H140ZM146 260V259H145ZM152 260V261H153ZM164 261H166L165 259H163ZM168 260V259H167ZM170 260V259H169ZM184 260V259H183ZM92 261V260H91ZM90 261V262H91ZM114 261V260H113ZM113 261H112V264H115L116 262H114L113 263ZM125 261V262H126ZM136 261V260H135ZM146 261H148V259L146 260ZM178 261V260H177ZM176 261V262H177ZM190 262L189 263H191V261L192 260H189ZM89 262V264H91ZM109 261H105L104 263H108ZM154 262V261H153ZM160 262H162L161 261V259H160ZM171 262V261H170ZM174 262H175V260H174ZM175 262V263H176ZM180 262V261H179ZM185 262H186V260H185ZM188 262V261H187ZM209 262V261H208ZM84 263V262H83ZM127 263V262H126ZM133 263H134V260H133ZM148 263V262H147ZM156 263H158V261H156ZM155 263V264H156ZM164 263V262H163ZM174 263V264H175ZM189 263H187V264H189ZM195 263V262H194ZM197 263V262H196ZM131 264V263H130ZM184 264V263H183ZM191 264H193V262L191 263Z\"/></svg>", "mask_w": 264, "mask_h": 264}]
</instances>
